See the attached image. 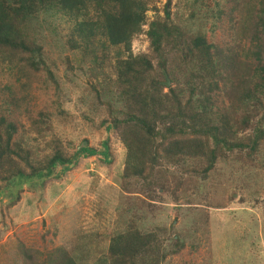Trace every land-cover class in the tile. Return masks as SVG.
I'll return each mask as SVG.
<instances>
[{"label": "rangeland", "instance_id": "374dc122", "mask_svg": "<svg viewBox=\"0 0 264 264\" xmlns=\"http://www.w3.org/2000/svg\"><path fill=\"white\" fill-rule=\"evenodd\" d=\"M193 1H203L202 5L211 8L216 2L224 13L214 19L207 14L206 21H197L198 16L191 14ZM238 1L240 5L231 10L228 0H171L170 18L190 33L205 34L216 45H234V51L248 65L264 62V13L260 12L264 11V0ZM165 2H149L144 30L156 15L163 17ZM251 11V20L261 18L258 40L253 39L254 30L252 34L248 29ZM31 21L26 20L27 39L42 45V68L55 73L59 86L47 82L44 69L31 76L26 85L25 79L17 80L16 71L10 72L7 63L0 60V114L17 123L15 140L22 138V146L41 154L43 150L34 144L43 147L44 138L30 121L44 107V101L52 98L53 115L64 108L71 117L63 120L51 116L53 129L45 136L58 132L77 148L88 145L97 152L78 155L77 162L67 169L57 165L51 175L40 180L18 178L7 186L0 180V264H21L19 242L43 252L63 244L81 264H101L111 235L123 229V220L132 216L140 230H164L165 256L160 264H264V163L221 161L213 176L197 187L202 181L193 179L186 166L198 168L197 162L186 159L175 169L166 190L156 188L154 196L146 190L125 191L120 182L126 147L114 131L107 130L105 122L100 123L109 110L95 103L93 86L102 100L113 96V65L129 51L107 42H81L76 36L78 47L69 49L66 40L74 22L57 12L39 13ZM150 50L145 31L132 39L133 55ZM106 87L111 93L103 96ZM23 93L27 94L25 101L15 106V97ZM105 148L108 157L103 153ZM18 192L19 199L9 202ZM174 235L184 241L177 251L173 250L174 241L166 239Z\"/></svg>", "mask_w": 264, "mask_h": 264}, {"label": "trees", "instance_id": "16d2710c", "mask_svg": "<svg viewBox=\"0 0 264 264\" xmlns=\"http://www.w3.org/2000/svg\"><path fill=\"white\" fill-rule=\"evenodd\" d=\"M150 1L0 0V60L7 63L10 72L16 71L17 80L25 79L26 85L31 76L44 69L47 82L59 86L55 73L42 68V45L27 39L26 20L36 19L39 13L57 12L72 19L66 40L69 49L78 47L76 36L81 42H107L129 51L126 58L113 65V96L102 100L93 86L95 103L109 110V120L104 116L100 123L105 122L107 130L114 131L126 147L120 182L125 191L146 190V194L154 196L156 188L166 190L176 175L175 169L186 159L197 162L198 168L186 165L191 177L202 181L197 187L213 176L221 161L264 163V62L248 65L234 51V45L219 46L203 33L183 29L170 18L171 0H166L162 8L163 17L156 15L144 30ZM228 1L231 10L240 5L238 0ZM196 2L190 7L197 21H206L207 14L214 19L224 13L216 2L212 8L202 5L203 1ZM151 7L157 10L155 5ZM248 14L250 21L252 11ZM260 22L261 18L253 19L248 25L252 34L254 30L255 40ZM142 31L149 37L151 50L133 55L132 39ZM236 41L238 46L237 38ZM66 45L62 46L67 49ZM165 76L170 85L163 83ZM21 86L23 89L24 83ZM110 93V87H106L103 96ZM26 96H16L15 106ZM54 101L48 97L30 121L44 138L43 147L34 144L43 150L41 154L33 147L22 146V138L15 140L17 123L7 114H0V180L6 186L18 178L40 180L51 175L57 165L67 169L69 164H75L80 154H96L94 147L77 148L61 133L45 136L53 129L51 116L63 120L71 117L64 108L53 115ZM106 151L103 153L108 157ZM18 199L19 192L9 202ZM135 218L123 220L125 227L111 235L101 264H160L163 260L164 230H140ZM166 239L174 241L175 251L184 246V241L175 235ZM17 252L21 264H81L71 248L63 244L43 252L19 242Z\"/></svg>", "mask_w": 264, "mask_h": 264}, {"label": "water", "instance_id": "95a60500", "mask_svg": "<svg viewBox=\"0 0 264 264\" xmlns=\"http://www.w3.org/2000/svg\"><path fill=\"white\" fill-rule=\"evenodd\" d=\"M165 84H166V85L169 84L168 78H166ZM83 144H85V143H83Z\"/></svg>", "mask_w": 264, "mask_h": 264}, {"label": "clouds", "instance_id": "9594fccd", "mask_svg": "<svg viewBox=\"0 0 264 264\" xmlns=\"http://www.w3.org/2000/svg\"><path fill=\"white\" fill-rule=\"evenodd\" d=\"M167 78V77H166ZM166 85V84H165ZM106 149V148H105Z\"/></svg>", "mask_w": 264, "mask_h": 264}]
</instances>
